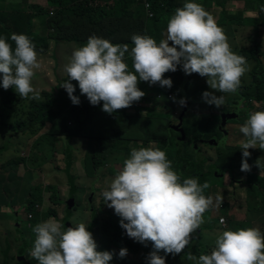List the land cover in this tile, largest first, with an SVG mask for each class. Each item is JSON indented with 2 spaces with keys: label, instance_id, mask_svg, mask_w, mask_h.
I'll list each match as a JSON object with an SVG mask.
<instances>
[{
  "label": "clouds",
  "instance_id": "9594fccd",
  "mask_svg": "<svg viewBox=\"0 0 264 264\" xmlns=\"http://www.w3.org/2000/svg\"><path fill=\"white\" fill-rule=\"evenodd\" d=\"M166 31V38L159 43L146 35L131 37L134 47L129 54L134 71L124 60L129 52L127 43L113 44L108 39L90 36L64 66L68 79L60 87L65 88L74 104H79L75 86L70 82L77 81L81 95L94 106L102 101V110L112 114L139 102L145 95L138 88L140 81L171 88L173 82L164 74L175 72L180 66L186 75L197 73L206 77L213 91L203 92L202 99L217 108L223 106V94H234L240 88L241 78L248 70L246 58L231 50L223 29L198 3L187 2L177 8ZM11 40L15 42L14 49L7 38L0 37V84L5 90L14 87L22 99L38 100L40 91L32 84L35 71L41 68L35 45L25 34L14 33ZM185 103V98L179 100L181 106ZM239 130L247 137L240 145L241 171L248 172V150H264V111L251 113ZM208 187L207 182L199 184L197 177L181 183L164 150L142 147L132 149L102 196L120 217V226L130 238L140 243L152 242L153 250L146 257L148 264H166L159 252L181 253L189 245L192 233L203 224V214L213 204L211 198H215L211 190L208 197L203 195ZM93 218L65 230L54 219L38 223L33 229L34 244L32 237L28 240V255L38 264H109L114 253L98 251L93 237L104 231L88 230L89 224L96 222ZM214 244L210 254L197 258L199 252L189 251L185 258L193 264H264V234L259 228L225 230L216 236ZM127 252L122 247L118 255L124 258Z\"/></svg>",
  "mask_w": 264,
  "mask_h": 264
},
{
  "label": "rangeland",
  "instance_id": "374dc122",
  "mask_svg": "<svg viewBox=\"0 0 264 264\" xmlns=\"http://www.w3.org/2000/svg\"><path fill=\"white\" fill-rule=\"evenodd\" d=\"M10 3H7V5H3L0 0V27H9L10 26V20H8V17L12 12H25L30 13L33 10H36L38 8H33L34 6H40L41 11L45 10H51L52 6L48 3V0H25L27 6L31 7L30 9H24V10H17L14 8H9V4H16V2H20L21 0H7ZM70 1V0H69ZM83 1V0H81ZM91 3L94 2V0H90ZM115 0H100L98 4H92L95 5H111ZM129 1L132 6H135V4H140L141 0H127ZM249 3L247 4V9L244 12V15L251 17V18H257L259 16L264 17V8L260 10V12L256 15L254 6L255 3L262 7V0H248ZM22 2V1H21ZM71 3V1L69 2ZM90 3V4H91ZM25 4V5H26ZM244 5V3L240 1H236L234 4L235 12L233 14H236L238 11H240V8ZM137 6V5H136ZM135 6V10H136ZM141 6V5H140ZM43 8V9H42ZM237 9V10H236ZM128 13L123 16V18H114V19H106V21L101 23V29L103 32H108L110 30H107L106 26H115L117 29H120L119 34L120 36L119 41L122 43H127L129 45V52L125 53L124 60L126 63H129L132 61V58L130 56L131 48L134 47V44L131 40V37L134 34L139 35H146L148 36V31L146 29V22L144 19L138 18V11L133 10L132 8L127 7ZM226 16L225 14H222L221 16L217 17L215 21L219 26L223 29L224 33L227 36V41L230 45L231 50L238 54V55H245L246 52L251 50L253 46H258L257 48V56L261 60V65L259 68V71L254 73L255 75H263L260 78V84L259 80L256 81L253 85L249 86L245 91V96L248 100L247 104L250 106L251 109H257L262 110L264 109V99H257L253 95L250 96L247 92H255L257 90L258 94L262 95L264 92V23L259 25V29L254 28V23L252 21H249V24L245 25H239L237 21L233 23L232 26H224L227 24L218 23L222 18ZM231 16V15H230ZM227 17V16H226ZM32 26H33V32L38 36L40 35L41 39L44 40L46 43L45 49H38L35 47L37 52V58L41 63V68L39 70L35 71V75L32 79L33 87L40 91V99H22L19 94L15 91L14 87H10L9 89L5 90L2 87V84H0V146L4 144H8L9 138H12L11 144L7 150L4 147L1 152H3L0 157L2 159V164H0V173L5 174L7 172V166L4 164V162L8 159H11L15 156L19 157H26L27 154L30 151V159H33V162H35L38 157V151L44 152L45 151V157L43 158V164H46V167L49 168V172L53 170V173L55 175H60L62 178L61 180V186L63 191L61 192V195L65 196V205H49L48 198H41L39 203L35 197V193L33 198L36 200V202L32 203V197L28 203L27 211H25V221L23 223L24 228L26 229V235L28 238H33V244L35 240V233L33 231L35 225L38 223L47 221L49 219H54L58 222H60L64 228L62 230H65L67 227H72V222H79V219L77 217V214H80L84 208H81L77 212L74 213L75 218L72 216V213L69 212L72 208H74L75 203L73 201L75 192L78 191V189L84 188L85 194L84 197H87L91 192H93L91 199L93 198L94 204L97 205L95 207L96 212H99V218L95 221L102 225L100 228L104 232L108 231L109 227L113 224H120V217L115 214L113 208H110L105 205V200L102 196V192L106 189H109L107 185L109 184L112 175L111 173L107 172L105 169L108 165L107 161H105L107 156H112L115 158V151L112 152L110 155L105 153V149H108L109 144H105L102 148V144L104 142L105 136H98L90 138V135L85 136L84 134H72L74 138L77 140V144H70L69 141H65L66 137H69L67 134H61L60 136L53 135L51 133V140H50V147H48L44 141H48L47 134L49 132V129L51 127L52 118L55 116H58L57 114L60 112H64L66 110H69L70 107L74 104L71 99L69 98V95L65 88L60 87L63 83H65L68 79V76L66 72L64 71V66L69 62L72 53L77 47L81 46V36H84L85 38H89L92 35H100L96 33H92L95 30L99 29L98 26L94 24H89L84 20L77 21L73 17L67 16L65 14H59L56 15L55 13H42L36 16L35 19L32 20ZM122 26V27H121ZM85 27H87L89 30L85 32ZM238 27L237 32H235L234 28ZM9 33V30L6 29H0V37L7 38V34ZM59 33L60 36L61 33L65 34L66 39L69 40L70 43H62L57 42L56 35ZM54 34V35H53ZM89 34V35H88ZM88 35V36H87ZM87 36V37H86ZM101 38L108 39L110 42H116L113 41L110 36H103L100 35ZM166 34L163 30V39L166 38ZM8 40V38H7ZM248 59V58H246ZM255 59H249L248 60V70L245 72V74L241 78V83L249 84L252 82V76L250 75V68L252 66L256 65ZM258 68V66H257ZM166 78V77H165ZM170 78V77H168ZM0 80H2V77H0ZM172 80V79H171ZM75 86V92L74 95L78 96V82L77 81H70ZM155 85H150V89L148 92L139 100V102H134L130 107L116 110L114 113L109 114L102 110L103 105H99V107H94L97 113H99L101 116L106 115H113L115 113H120L123 115H129V116H137V118L141 119L142 122H144L145 119H148L150 122V125L155 128L157 127V122L154 120L155 118H162L166 119L167 123L169 124V138L170 140L174 139L175 137L178 138H186V136H183V134L180 132V129H175L176 126L179 128V124L185 120V118H196L198 116H201L203 118L209 119L211 115H214L215 118L220 117V122H223L224 120H231L233 116V108L234 107H241L242 101L240 103H235L232 100H230L231 96H235L237 94L241 95L242 89L239 88L236 93H226L223 94L225 96V103L223 106L219 107L217 111H215V114L211 109H202L199 107L190 108L188 105L181 106L179 104V100L181 98L186 97L181 93L180 95L175 94V90L173 92H169L167 98H164L162 94L158 95L154 92ZM143 87V85H142ZM165 89V92H167L168 87H162ZM249 89V90H248ZM210 91H213L209 88ZM208 89L206 91H209ZM219 95L220 93H216ZM242 96V95H241ZM31 97V94H30ZM175 97V101L172 99ZM204 104H207L203 99L201 100ZM195 103H198L196 99H194ZM80 106V104H78ZM80 108H84L80 106ZM151 118L154 120V122H151ZM26 120L28 125V131H25V133H17L19 131L18 127H21L22 124H17L21 120ZM73 120L72 118L69 119L68 124H72ZM164 126V123L161 124ZM242 125H233L232 123H228L225 127L228 137L225 140V144H222L220 140L216 139H204V144H200L201 147H203V150L206 152H209V154L212 156L213 160V148H210L209 146H206L207 143H211L214 145L213 147H216L219 145V147L222 149V161L223 162H232L233 159L230 157V153L235 149L236 146H240L242 142H245L247 140V137L244 136L242 132H240V127ZM167 137H165L163 140L158 141L159 143L166 140ZM91 140L94 141L99 149H104L103 151L99 152V158L97 159V162L95 166H99L100 169L97 170L95 174L90 178H86L84 176L83 169H87V165L89 163L88 157L89 155H94L96 149L90 146V148L87 150L88 146L91 143ZM142 138H135V139H118L119 146L125 150V156L122 153V155L118 156V159L122 160L124 158H128L130 156V153L132 149H140L142 147H153L158 148L156 141H147L144 142ZM169 142V140H167ZM42 144V146H41ZM71 146V147H70ZM127 148V150H126ZM258 148V147H257ZM35 149H37L36 152ZM51 151V156H49V152ZM0 152V153H1ZM257 157L252 160L250 156L247 158L249 165H251V170L248 172L241 171V163H242V156H239L235 160L236 167L233 171L229 169L220 170L217 166L215 171L213 172V177L208 178V181H213L214 184H209V188L211 191L214 192L213 197L218 198V202L220 203V206H214L210 207L203 215L204 222L198 229L199 234L196 240V243H201L206 248L202 247L201 252L197 254L199 257L201 254H210L212 251V248H214L215 244V238L220 233L223 232V229L221 228V224L219 223V219L221 217L225 218V224H223V228L226 230H238V229H246L253 226H247L242 223H245L247 219L249 221H253L255 219L254 215H248V210L246 211L245 208H243V204H247L249 201L252 203L259 202V206L262 207L264 205V196L263 198H257L255 201L254 196H251L247 192V187H249V184L246 183V181L249 179V173L252 171H256V169H259L260 174H264V165L260 166L259 162L264 159V150L258 148ZM254 154V153H253ZM117 157V156H116ZM115 160V159H114ZM8 163V161L6 162ZM31 165H25L23 168V171L30 173L31 169L32 171H35L38 167H32ZM61 166V171L58 169ZM91 166V163H90ZM95 166L93 169H95ZM17 167V166H16ZM73 167V168H72ZM42 170V167H40ZM74 174L77 176H71L69 177L70 181L75 184L74 187H72V195H70V188H68V178L66 175H69L71 170ZM47 173V174H48ZM216 175V177H215ZM235 175V176H234ZM22 176V175H21ZM21 178V177H20ZM233 178H235V181H233ZM95 179H97L95 182H93ZM19 182V178L14 182V188L16 189V185ZM203 185L202 183H199ZM254 186L261 185L258 180H254L252 183ZM27 185V180L22 178L21 181V187H25ZM38 187L36 188L39 192H41V186L42 183L37 184ZM213 186V187H212ZM33 190H36L35 188H32ZM36 190V191H37ZM56 191V189H55ZM203 195L205 197H208L206 193L203 190ZM264 195V194H263ZM52 196V199H51ZM50 200H54L52 202L58 201L59 193L51 195ZM249 201L246 200V197ZM213 200V198H211ZM225 202H228L229 206L228 209L225 208ZM214 203V201H213ZM34 205V212H36L35 216L37 217L38 221L37 224H35L33 219V211H29L28 208ZM225 208V209H224ZM260 214V218L262 220H258V227H260V231L262 234H264V209H262ZM92 216H95L97 218V214L93 213ZM230 218H234L237 223L234 225V227L230 224ZM33 219V220H32ZM23 219H20V221ZM97 225L99 227L100 225ZM194 238V239H193ZM190 240V243L188 246L185 247V249L179 253V254H166L163 250L159 252V255L165 257L166 264H190L192 261L187 260L185 257L189 252V248L192 245V243L195 240V237ZM33 244L31 248H33ZM209 246H212L209 248ZM127 248L128 252L127 255L124 258H120L118 253L121 248ZM147 248V249H146ZM8 249L7 241H3V250L5 251ZM146 249V250H145ZM112 250H116L115 258L116 261H118V264H129V260L133 261V264H148V261L146 259L147 255L153 250L152 242L148 241L146 243H140L137 240L130 238L125 229H122L121 231V237L119 240L114 241V248ZM27 257L28 260H26L27 264H38V261H36L34 258H32L30 255ZM129 259V260H128ZM22 262V260L19 262V264ZM5 264V262L3 261ZM2 263V264H3Z\"/></svg>",
  "mask_w": 264,
  "mask_h": 264
},
{
  "label": "trees",
  "instance_id": "16d2710c",
  "mask_svg": "<svg viewBox=\"0 0 264 264\" xmlns=\"http://www.w3.org/2000/svg\"><path fill=\"white\" fill-rule=\"evenodd\" d=\"M3 5H7L3 0H1ZM22 1V2H21ZM20 2H16V4H9L8 7L14 8L17 10H24V9H30L31 7L27 6L25 0H21ZM49 4L52 6L51 10H45L41 11L40 6H34L33 8H38L36 10H33L30 13L25 12H12L10 16L8 17V20H10V26L9 27H0V29H6L9 30V33L7 34L8 43H10L15 48V42L11 40L12 34H25L29 37V39L32 41V43L37 47L38 49H45L46 43L43 39H41L40 35L38 36L33 32V26H32V20L36 18L37 15L42 13H55L56 15L59 14H65L67 16L73 17L77 21L84 20L89 24H94L99 27V29L95 30L92 33L100 34L103 36H110L113 41H116L113 44H123L119 41V31L120 29H117L115 26H106L107 30H110L108 32H103L101 29V23L106 21V19H114V18H123L128 13L127 7L132 8L138 11V18L144 19L146 22V29L148 31V36L154 38L157 43H159L163 39V30L165 34L167 35V23L170 17L175 13V10L177 8H182L185 3L187 2H195L196 0H141L140 4H135V6H132V4L127 0H115L111 5H95L93 6L90 0H70L71 3H69V0H48ZM149 2L150 9L152 11V16H148L146 14V9L144 2ZM91 3V4H90ZM196 3V2H195ZM26 4V5H25ZM141 5V6H140ZM43 9V8H42ZM172 13V14H171ZM171 15V16H170ZM170 16V17H169ZM169 17V18H168ZM236 20L239 25H245L249 24V21H252L254 23V28L257 30L259 29V25L264 23V17L259 16L257 18H251V17H244L241 12L238 13V15L235 16H225L223 15V18L218 23H231ZM219 26V24H218ZM122 27V26H121ZM89 29L85 27V32H87ZM57 34V33H56ZM54 35V34H53ZM89 35V34H88ZM87 35V36H88ZM100 35H97V37H101ZM86 36V37H87ZM81 46H84L87 42V38L84 39V36H81ZM57 42H61L63 40L62 36L58 33L56 35ZM171 45V42H169ZM257 48L258 46H253L251 50L245 53L243 55L246 59L247 63L249 59H255L256 65L252 66L250 68V75L252 76V82L249 84H243L241 83L240 88L242 89L241 95L237 94L235 96H231L230 100H232L235 103H240L242 101L240 110L237 111V106L233 108V116L231 120H224L223 122H220V117L215 118L214 115H211L209 119L203 118L201 116H198L196 118H185L181 124H179L180 132L183 134V136H186V139L184 138H178L175 137L174 139L170 140L169 138V124L167 123L166 119L162 118H155L154 120L157 122V127L153 128L150 125V121L148 119H145L144 122L141 121V119L137 118V116H129V115H123L120 113H115L113 115H106L101 116L94 107H99V105H103V102L101 101L98 105H92L87 97L85 95H81L79 86L77 87L78 91V97L80 100V106L84 108H80L78 104H73L69 110H66L64 112H60L57 115L52 118L51 127L49 129V132L47 134L48 141H44L47 145L50 146V140H51V133L56 136H60L61 134H67L69 137H66L67 140L71 138L72 134H84L85 136H89L90 138L98 137V136H105L104 142L102 144V148L105 144H109L108 149H99L98 145L94 142L96 145V151L95 154L89 155L88 160L89 163L87 165V169L93 170L97 159L99 158V152L105 151L106 154L110 155L114 151H120L121 148L118 142V139H135V138H142L147 141H161L165 137L166 140H164L161 143H157V146L159 149L164 150L166 152L167 158L172 162V169L179 175L180 182L182 183L184 179L187 178H193L197 177L198 182L204 184L205 182L209 184H214V182L208 181V178L213 177V172L216 169V166L220 170L229 169L231 171L234 170L236 167L235 160L242 156L243 150L240 148V146H236L235 149L230 153V157L233 159L232 162H223L222 161V149L217 145L216 147H213L211 143H207L206 146H209L210 148H213V160L212 156L209 154V152H206L203 150V147L200 146V144H204V139H216L220 140L222 144H225V140L228 137L227 131L225 129L226 125L228 123H232L233 125H243L249 115L255 111H264L257 110V109H251L250 106L247 104L248 100L245 96L246 89L253 85L256 81L259 80L260 84V78L263 75H255L254 73L259 71L261 60L257 56ZM128 68L130 71H134L133 68V61H130L127 63ZM258 66V68H257ZM247 68H249L248 64L246 65ZM164 77L168 78L170 77L172 79V87L168 88L167 92H165V89L160 86L159 83L155 84L154 92L158 95L162 94L164 98H167L169 92H173L175 90V94L180 95L181 93L186 97V105H188L190 108L199 107L202 109H211L213 113L215 114V111H217V107L215 105H209L204 104L202 100V94L207 89L209 90V86L206 82V77H201L197 73H192L191 75H186L182 68L180 66L177 67V70L175 72H167L164 74ZM145 83V81H140L138 83V88L141 90L142 85ZM249 90V89H248ZM210 91V90H209ZM258 91L255 92H247L250 96H254L257 99H264V92L262 95L258 94ZM194 99L197 100L198 103L194 102ZM72 118L73 123L68 124L69 119ZM154 120L151 118V122H154ZM164 123V126L161 124ZM17 124H22L21 127H18L20 130L22 129H28V125L26 120H21ZM169 140V142H167ZM7 147V144H4L0 146V152L3 148ZM127 150V148H126ZM125 151V150H124ZM251 155L250 158L254 160L258 153V148H250L248 150ZM254 153V154H253ZM116 157V156H115ZM23 160L24 158H20ZM32 161V159H30ZM264 160V159H263ZM15 160L9 159L8 163L10 166H16ZM91 163V166H90ZM235 176V175H234ZM249 179L246 181L247 184H249V187H247V192L254 196L255 201L257 198H263L264 194V186L256 185L254 186L252 183L254 180H258L260 184H263L264 181V174H260L259 169L257 168L256 171H252L249 173ZM233 181H235V178H233ZM51 194H56L55 188L52 187ZM72 187L70 188V195H72ZM204 192L206 195H210V188L204 189ZM52 199V196H51ZM57 199V198H56ZM54 199V200H56ZM52 200V201H54ZM214 203L210 207L214 206H220V203L218 202V198H213ZM225 208L228 209V202H225ZM31 211L34 212V205L31 207ZM224 208V209H225ZM264 205L260 207L258 205V201L256 203H250L248 205V215H254L255 219L253 221H247L244 224V227L247 226H253L256 228L258 227V220H262L260 218L261 211H263ZM36 212L33 213V219L34 223L37 224V217L35 216ZM99 216V215H98ZM32 219V220H33ZM95 220V217L93 218ZM237 223V221L234 220V218H230V224L234 227V225ZM122 227L120 224H113L109 227L108 231L102 232L96 235H93L94 239L97 242V250L98 251H112L113 253L116 252V250H112L114 248V241H117L121 237V231ZM88 230L91 232L93 230V224H89ZM103 231V230H102ZM198 233L193 232L191 235V239L193 236L195 237L194 242L189 248L190 252H201L202 247L206 248L201 243H196ZM194 239V238H193ZM28 240L24 242V247H27ZM212 246H209L211 248ZM147 249V248H146ZM145 249V250H146ZM213 249V248H212ZM194 255V253H192ZM129 260V259H128ZM129 264H133L134 260H129ZM119 262L116 261L115 254L113 255V259L109 262V264H118ZM123 264L122 262H120ZM4 264V263H3ZM193 264V262L191 263Z\"/></svg>",
  "mask_w": 264,
  "mask_h": 264
},
{
  "label": "crops",
  "instance_id": "0c3cea01",
  "mask_svg": "<svg viewBox=\"0 0 264 264\" xmlns=\"http://www.w3.org/2000/svg\"><path fill=\"white\" fill-rule=\"evenodd\" d=\"M6 4L10 3L7 0H3ZM236 1H240L242 3H244V5L240 8V11H238L236 14H233L235 12V7L234 4L236 3ZM100 2V0H94V2H92V4H98ZM196 3L202 5V7L209 13L211 14L214 19H217V17L221 16L222 14H225L226 16H235L238 15L239 12L242 13V15L244 17H248L246 15H244V12L247 9V4L249 3L248 0H196ZM100 5V4H99ZM256 6H254V10H255V14L257 15L260 10L262 8H264V0H262V7H259L256 3ZM237 10V9H236ZM172 14V13H171ZM171 16V15H170ZM169 16V17H170ZM168 17V18H169ZM236 21V20H235ZM234 22L231 23H227V25L224 26H232ZM247 25V24H246ZM235 32H237L238 27L234 28ZM62 43H70L69 40L66 39V35L62 34ZM124 44V43H123ZM78 48V47H77ZM143 91L146 94L148 92V90L150 89L149 87V83L145 82L143 84ZM25 131H28V129H22L17 132L19 134L21 133H25ZM83 136V135H81ZM77 137L74 138L73 136L71 138H69L67 140V138H65V141L67 143V141L70 142V144H77ZM12 138H9L8 140V144L5 150H7L9 148L11 144ZM45 143V142H44ZM46 144V143H45ZM47 145V144H46ZM42 146V144H41ZM48 147H50L49 145H47ZM91 147H93L94 149H96V145L94 144V142L91 140L90 145L88 146L87 150ZM71 147V146H70ZM30 151H31V146H30ZM30 151L27 154L26 157H19V156H15L11 159L15 160V164L16 166H10L9 163H6L8 161V159L4 162V164L7 166V172L5 174L0 173V264L3 263V261L5 262V264H19V262L22 260V262L20 264H27L26 260L28 256V247H24V242L27 240H29V238L26 235V229L24 228V221H25V211H27V207H28V203L31 199V197L34 196V190L32 189L33 187H38L37 184L42 183L41 186V197L40 199L43 197L48 198L47 200H49V205H65V196L63 197L61 195V192L63 191L62 186H61V180L62 178L60 177V175H55L53 173V170L51 172L48 173L49 168L46 167V164L44 165L43 163V158L45 157V151L44 152H39L38 151V157L39 159H37L35 162H33L34 158L32 159V161L30 160ZM37 149H35L34 152H36ZM49 156H51V151L49 150ZM3 152L0 153V155ZM117 157L113 158L111 155L107 156L105 161H107L108 165L110 166H106L105 169L107 170V172L111 173L112 178L109 182V184L107 185V187H110V184L112 182V180L115 178V176L118 174V172L122 169L123 165H124V159L120 160L118 159V156L122 155V153L125 156V151L123 149H120V151H115ZM20 158H24L23 160H21ZM2 159L0 157V164H2ZM115 159V160H114ZM33 164L32 167H38L35 171H32L30 173H27L25 171H23V168L25 167V165H31ZM259 165L262 166L264 165V160H261L259 162ZM42 167V170L41 168ZM73 168V167H72ZM72 168L71 170H69V172H71L69 175H66L68 178V188L69 187H74L75 184L72 183L69 179V177L71 176H77L76 174H74L72 172ZM61 171V166L58 168ZM100 169L99 166H95V169L91 170V169H83L84 171V176L86 178L88 177H92L93 174H95L97 172V170ZM261 169V167L259 168ZM48 173V174H47ZM22 175V176H21ZM262 175V174H261ZM21 177V178H20ZM216 177V175H215ZM19 178V182L16 185V189L14 188V182ZM22 178L27 180V185H25V187H21V181ZM97 179H95L93 182H95ZM54 187L56 189V193H59L58 196V201L52 202L49 198H50V194H51V189ZM85 194V189L84 188H79L77 192H75L74 199L73 201L75 203L74 204V208H72L71 210H69V212L72 213V216L75 218L74 213L77 212L78 210H80L81 208H84L83 211L80 214H77V217L79 219V222H72L73 227H75L76 225H78L79 223H83V220L86 221H90V218L92 216L93 213L97 214V218L100 217L98 216L99 212L95 210V207H97L96 204H94L92 194L93 192H91L89 195H87V197H84ZM246 197V196H245ZM40 199L38 200V203L40 201ZM246 200H248V198L246 197ZM36 202L35 199H32V203L34 204ZM110 203V202H109ZM252 204V202H248L246 205L243 204V208H245V210H248V205ZM105 205L107 206V204L105 203ZM259 205V202H258ZM31 208L29 207L28 210H30ZM114 210V209H113ZM248 213V212H247ZM204 215V214H203ZM20 219H23L20 221ZM99 223L95 222L93 223V230L91 231V233L95 232V229L98 230L102 227L101 224H99L100 226L97 227ZM221 228L223 229V231H225L226 229L223 228V224H221ZM198 232V230H197ZM195 231V233H197ZM6 240L7 244H8V249H6L5 251L3 250V241ZM28 245V242H27ZM197 258H199L197 256Z\"/></svg>",
  "mask_w": 264,
  "mask_h": 264
},
{
  "label": "built area",
  "instance_id": "2783aa9c",
  "mask_svg": "<svg viewBox=\"0 0 264 264\" xmlns=\"http://www.w3.org/2000/svg\"><path fill=\"white\" fill-rule=\"evenodd\" d=\"M144 5H145V9H146V14H147L148 16H152V11H151V9H150L149 2L145 1V2H144ZM220 221H221L222 224H225V223H224V218H221Z\"/></svg>",
  "mask_w": 264,
  "mask_h": 264
},
{
  "label": "flooded vegetation",
  "instance_id": "af4514ba",
  "mask_svg": "<svg viewBox=\"0 0 264 264\" xmlns=\"http://www.w3.org/2000/svg\"><path fill=\"white\" fill-rule=\"evenodd\" d=\"M33 188H37V186L36 187H33ZM37 190V189H36ZM36 190H34L35 192V197H36V199H37V201L40 199V197H41V192H39L38 190L36 191ZM32 199H34L33 197H32Z\"/></svg>",
  "mask_w": 264,
  "mask_h": 264
},
{
  "label": "water",
  "instance_id": "95a60500",
  "mask_svg": "<svg viewBox=\"0 0 264 264\" xmlns=\"http://www.w3.org/2000/svg\"><path fill=\"white\" fill-rule=\"evenodd\" d=\"M175 129H178L176 126L174 127Z\"/></svg>",
  "mask_w": 264,
  "mask_h": 264
}]
</instances>
